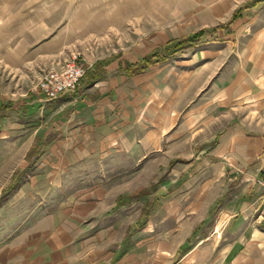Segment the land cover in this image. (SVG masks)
I'll use <instances>...</instances> for the list:
<instances>
[{
	"label": "crops",
	"instance_id": "obj_1",
	"mask_svg": "<svg viewBox=\"0 0 264 264\" xmlns=\"http://www.w3.org/2000/svg\"><path fill=\"white\" fill-rule=\"evenodd\" d=\"M262 6L245 0L142 71L127 65L191 32L90 59L74 92L20 105L39 120L19 122L25 159L0 204L35 199L0 227V264H264V26L244 59L217 33Z\"/></svg>",
	"mask_w": 264,
	"mask_h": 264
},
{
	"label": "rangeland",
	"instance_id": "obj_2",
	"mask_svg": "<svg viewBox=\"0 0 264 264\" xmlns=\"http://www.w3.org/2000/svg\"><path fill=\"white\" fill-rule=\"evenodd\" d=\"M244 1L0 0V103H11L13 107L0 119V188L9 181L13 165L19 171L25 159L24 138L30 129L22 126L21 120H39L30 116L36 110L20 105L44 96L37 82L51 63L78 54L87 70L90 59L112 55L130 58L171 37L223 23ZM261 26L264 6L237 19L231 31L219 29L218 35L225 36L222 52L247 58ZM227 42L235 47H229ZM203 47L202 44L186 51L177 60L189 59ZM17 106L24 109L23 118L17 113ZM35 169L32 165L27 172ZM33 197L22 200L24 197L12 192L7 203L0 204V227L18 214L22 202L31 204Z\"/></svg>",
	"mask_w": 264,
	"mask_h": 264
},
{
	"label": "built area",
	"instance_id": "obj_3",
	"mask_svg": "<svg viewBox=\"0 0 264 264\" xmlns=\"http://www.w3.org/2000/svg\"><path fill=\"white\" fill-rule=\"evenodd\" d=\"M85 70L82 57L74 54L69 58L51 63L41 74L37 86L45 99H55L63 94L74 92L80 86ZM256 182L264 188V171ZM260 199L264 201V192L261 193Z\"/></svg>",
	"mask_w": 264,
	"mask_h": 264
},
{
	"label": "trees",
	"instance_id": "obj_4",
	"mask_svg": "<svg viewBox=\"0 0 264 264\" xmlns=\"http://www.w3.org/2000/svg\"><path fill=\"white\" fill-rule=\"evenodd\" d=\"M233 17V15H232ZM207 33L206 29H199L196 31H193L185 36H181L179 38L171 39L169 40L165 45L160 46L146 55H144L141 58V61L137 64H129L127 65V68L130 71H142L144 70L148 65L152 64L153 62L165 60L169 58L170 56H174L180 52H182L184 49L188 47L195 46L203 36ZM14 186L13 180L12 183L8 186V190ZM7 190V191H8ZM6 198V194H3L0 197V201H4Z\"/></svg>",
	"mask_w": 264,
	"mask_h": 264
}]
</instances>
